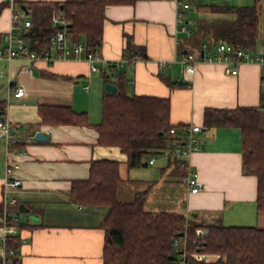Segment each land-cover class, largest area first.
Wrapping results in <instances>:
<instances>
[{
    "label": "crops",
    "instance_id": "0c3cea01",
    "mask_svg": "<svg viewBox=\"0 0 264 264\" xmlns=\"http://www.w3.org/2000/svg\"><path fill=\"white\" fill-rule=\"evenodd\" d=\"M6 0H0V3ZM16 1V0H15ZM68 0H23L24 12L37 30L50 25L57 2ZM179 0H137L131 4L106 6L103 44L99 66H110L114 80H120L129 93L170 98V123L180 127L199 125L195 132L196 148L188 155L174 151V139L163 140L161 147L143 162L130 165L128 154L119 146L100 145L95 124L102 119V98L105 79L94 76L90 63L82 59L56 58L49 62L37 59L31 74L25 71L29 62L22 57L12 60L0 57V99L6 100L5 118L23 141L7 147L0 135V264L6 248H14L13 264H104V219L109 206L89 205L71 196L72 182L90 175L93 159L119 161L121 181L118 197L133 200L137 193L147 190L144 207L150 211L180 212L196 215L203 222L225 225L264 227V211L258 208V178L243 167L242 132L238 126L206 127L207 107L232 108L239 105L260 106L264 126V63L244 61L237 74L225 71V64L209 60L220 41H207L194 34L195 24L203 19H228L233 11H217L209 5L199 6L205 16L184 23L191 34L181 29L178 18ZM228 1V0H227ZM231 1V0H230ZM63 6V5H62ZM63 8V7H62ZM58 12V11H57ZM60 13V12H59ZM13 9L10 0L0 13V48L4 35L12 28ZM192 21V20H191ZM19 32L18 26L14 28ZM195 36L192 40L182 35ZM54 33L52 34V36ZM50 38L49 51L58 55ZM127 36L143 49V55L126 57ZM70 37V36H69ZM71 39V38H70ZM71 41H73L71 39ZM84 42V40H81ZM225 41V40H222ZM243 47V46H242ZM251 52H264V16L260 13L256 42L244 47ZM193 52L196 70L187 72L183 62L186 52ZM137 52V51H136ZM165 61L164 66L160 62ZM187 82L180 84L179 80ZM105 83V84H104ZM17 85L27 93L16 97L11 93ZM41 104L69 105L87 113L90 124H48L40 115ZM21 125L17 128L16 125ZM47 136L36 139V132ZM171 134V133H169ZM19 142V141H18ZM154 159L153 162H150ZM22 179L20 185L6 188V166ZM152 165V166H151ZM199 174L202 188L191 192L184 181L186 166ZM25 204L28 211H21ZM16 213V216L12 214ZM27 215L21 223V215ZM35 214L39 218H31ZM204 230L206 229L198 228ZM206 256H190L192 264H226L225 257L216 252Z\"/></svg>",
    "mask_w": 264,
    "mask_h": 264
},
{
    "label": "trees",
    "instance_id": "16d2710c",
    "mask_svg": "<svg viewBox=\"0 0 264 264\" xmlns=\"http://www.w3.org/2000/svg\"><path fill=\"white\" fill-rule=\"evenodd\" d=\"M137 0H68L57 2L56 9L66 18L63 24L47 25L26 34L31 47L42 52L50 47V38L56 30L67 28L73 41L84 40L87 49L99 50L103 44L105 9L109 4H131ZM23 5V0H16ZM8 0L0 3V13ZM63 5V8H62ZM194 5V4H193ZM217 11H233L234 18L201 19L194 26V34L202 39L228 41L249 47L256 42L260 10L252 5H211ZM137 51V52H136ZM126 57L143 55L142 47L127 36ZM105 73V83L117 85L114 91L104 90L102 119L95 124L100 145L119 146L129 157L130 165L141 163L161 147L163 140L174 138L171 127L180 133L182 125L170 123L171 102L168 97L127 92L120 80H111ZM6 100L0 99V117L5 114ZM262 108L239 105L232 108L207 107L204 112L206 127L238 126L242 132L243 167L258 178L257 202L264 211V126ZM40 115L48 124H90L87 113L69 105L41 104ZM21 141L13 145H19ZM119 161L93 159L90 175L72 182L71 196L83 204L109 206L103 226L105 241L104 264H178L180 252L174 250L176 236L187 233V247L191 252L207 251L225 257L226 264H264V227L209 223L196 215L187 217L173 211H150L144 202L147 190L137 193L131 201L118 197L121 181ZM3 206L0 202V211ZM204 228L205 235L196 230Z\"/></svg>",
    "mask_w": 264,
    "mask_h": 264
},
{
    "label": "built area",
    "instance_id": "2783aa9c",
    "mask_svg": "<svg viewBox=\"0 0 264 264\" xmlns=\"http://www.w3.org/2000/svg\"><path fill=\"white\" fill-rule=\"evenodd\" d=\"M230 1V0H228ZM15 0H10V6L13 9L12 15V28L7 31L4 35L5 46L0 48V57L12 60L16 57L25 58L29 65L25 67V71L33 74V63L41 58L49 62L58 58H68V59H86L90 63V67L94 71H100L104 69L105 71L110 70V66L103 65L99 66V62L102 61V55L99 50L87 49L86 45L82 41H71L69 35L67 34V28H60L56 30L52 36V43H54L58 49V55L52 56L49 51L44 50L38 52L34 50L25 37V33L29 30L31 26V21L24 19V12L22 10L15 9ZM180 7L178 10V18L182 23L181 29L186 31L189 35L192 30L187 27L184 23V10L190 8L191 3L189 0H179ZM51 23L63 24L65 25L67 20L61 13L54 11L51 14ZM19 28V32L14 30L15 27ZM209 60H215L218 62H223L225 64V71L229 74H237L240 63L244 61H253L264 63V52H251L242 46L235 45L228 41H220L215 48L213 54L207 56ZM183 62L185 64V69L187 72H194L196 70L197 60L193 52H186L183 56ZM165 61L160 62V66H164ZM5 73L0 71V76H4ZM11 93L16 97H22L26 95L27 90L23 85H17L10 90ZM20 128L21 125H16ZM200 130L199 125H190L184 127L183 131L177 132L176 127H171L169 133L178 134L174 139V151L180 156L188 155L194 148H196V143L198 141L195 132ZM0 135L6 140L7 147H10L13 143L18 141H23L21 136L14 132V126L6 118L4 120L0 119ZM151 159L150 162H153ZM12 164L7 163L6 166V188L16 187L21 184L22 179L13 173ZM186 174L184 175V181L190 187L191 192H198L202 188V182L199 178V174L196 170H193L190 165L186 166ZM197 235H204L203 229L196 230ZM187 233L181 236H176L173 241L174 250L180 252L178 264H192L190 256H195L197 258H203L206 256V251H195L191 252L187 247ZM16 251L14 248H6L2 256V264H13L12 256L15 255Z\"/></svg>",
    "mask_w": 264,
    "mask_h": 264
},
{
    "label": "rangeland",
    "instance_id": "374dc122",
    "mask_svg": "<svg viewBox=\"0 0 264 264\" xmlns=\"http://www.w3.org/2000/svg\"><path fill=\"white\" fill-rule=\"evenodd\" d=\"M219 4L234 5V6L235 5L239 6V5L257 4V6L260 10V13H262V15L264 16V0H231V1H227V0H194V6H195L194 10H190L187 13V19H191L192 21L190 20L187 23V25L189 27H191L194 19H197L199 17L204 16L201 12V8H200L201 6L209 5V7H210L211 5H219ZM181 35L187 40H192L195 37V36H187L185 33H182V32H181ZM104 72L109 74V77L111 80H114V74H110L111 72L105 71L104 69H101L98 73H95L94 76H98L103 81L104 77H105Z\"/></svg>",
    "mask_w": 264,
    "mask_h": 264
},
{
    "label": "water",
    "instance_id": "95a60500",
    "mask_svg": "<svg viewBox=\"0 0 264 264\" xmlns=\"http://www.w3.org/2000/svg\"><path fill=\"white\" fill-rule=\"evenodd\" d=\"M63 7V6H62ZM22 8L23 9H25V5H22ZM187 81L185 80V79H180L179 80V83L180 84H183V83H186ZM105 89L106 90H108V91H114V90H116L117 89V85L116 84H114V83H112V82H107L106 84H105ZM0 119H2V120H4L5 119V116L4 115H2L1 117H0ZM36 139H38V140H45V139H47V136L46 135H44L43 134V132H41V131H37L36 132ZM145 165H147L148 164V161H144L143 162ZM20 210L21 211H28V208L25 206V204H20ZM13 216H16L17 214L16 213H13L12 214ZM22 216V219L20 220V222L21 223H25V221H26V217H27V215H21ZM31 218H39L38 216H36L35 214H30L29 215ZM208 233V231H206V234Z\"/></svg>",
    "mask_w": 264,
    "mask_h": 264
}]
</instances>
